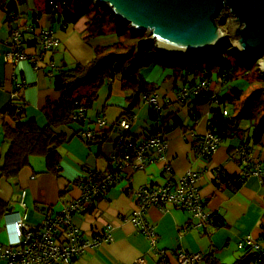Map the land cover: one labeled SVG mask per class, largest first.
<instances>
[{"label":"crops","instance_id":"1","mask_svg":"<svg viewBox=\"0 0 264 264\" xmlns=\"http://www.w3.org/2000/svg\"><path fill=\"white\" fill-rule=\"evenodd\" d=\"M43 1L45 2L26 0V3L19 5V16L11 27L19 28L24 33L22 51L26 58L16 64L8 63L5 58L12 29L0 7V110L13 100V94L17 91L26 103V119L34 120L39 127L46 124L42 113L46 100L59 97L54 86L57 69L87 63L92 59L96 46L116 41L113 34L88 39L86 18L61 28L58 18L43 11L44 5H40ZM48 30L53 31L58 42L47 50H42L40 36ZM181 67L182 64L162 60L141 70L146 81L159 87L155 94L156 101L161 106L160 115L165 119L166 127H169L167 132L161 133L167 141V160L151 161V148L145 156L147 162L143 168L136 169L133 163L124 164L121 178L94 198L88 211L73 216L72 222L83 237L103 234L107 225L111 226V237L76 257L71 264H133L139 256L144 257V264H179L174 254L179 248L188 253H212L221 262L231 264L241 253L239 241L247 236L254 239L260 236V223L264 213V164L261 176L246 178L236 191L215 182L220 175L240 174L242 163L238 156H234V151L242 141L248 138L251 140L253 126L242 128L243 134L240 137L222 141L211 155L198 156L197 139L208 132L210 107L218 106L219 103L213 101L194 106L191 96L178 99L179 91L190 85L184 83ZM213 77L210 89L221 99L229 92V84L218 83ZM188 80L199 83V78L194 76H188ZM125 104L121 82L113 79L101 86L97 99L85 111L82 123L62 128L69 139L59 148V176L44 172L43 157L32 156L29 166L23 168L16 178H0V200L7 205L4 216L0 218V232L4 237L0 241H7L11 236L10 222L15 217L18 209L15 204L20 200L23 190L24 202L28 208L27 223L37 226L46 213H58L63 206L80 195L77 179L102 173L114 165L115 130L118 127L113 129L99 150L97 144L87 143L79 133L91 130L96 135L99 131L110 130L120 118ZM151 108L152 105L146 101L142 103L131 122L130 136L137 138L138 144L146 138L147 132L160 127V123L150 117ZM194 110L198 112L197 116H193ZM99 119L103 120V126L98 124ZM247 145L264 160V153L257 149L259 144L248 142ZM7 149L8 144L0 129V164ZM167 163L175 176L190 169L196 173V186L205 210L211 214L217 213L224 225L217 227L208 223L204 228L196 230L193 226L197 219L184 209L172 204L165 209L150 206L146 210L145 219L156 233V243L152 246L140 227L131 221L133 211L137 208L134 189L146 185H163L169 177V173L165 171ZM9 206L10 211L7 210ZM157 250H165V258L161 259ZM198 264L208 262L203 259Z\"/></svg>","mask_w":264,"mask_h":264},{"label":"trees","instance_id":"2","mask_svg":"<svg viewBox=\"0 0 264 264\" xmlns=\"http://www.w3.org/2000/svg\"><path fill=\"white\" fill-rule=\"evenodd\" d=\"M24 3L26 0H0V7L5 12L10 27L19 16V5ZM43 9L45 13L59 19L61 28L86 18L88 39L113 34L116 36V41L112 44L96 46L92 59L87 63H76L73 66H61L57 69L54 86L59 97L46 100L42 108L46 119L43 127H39L34 120L26 119V103L19 95L0 110V129L8 144L0 164V178H16L23 168L29 166L32 156L43 157L44 172L59 176L61 172L59 148L69 139L62 128L73 123H82V120L74 118L78 110L89 109L97 99L101 86L110 83L113 79L120 80L121 88L125 93L126 104L121 116L114 123L113 128L99 131L86 142L89 144L94 142L99 150L113 129L118 127L115 130L117 132L115 156L120 158L124 153H133L138 139L131 137L129 132L125 135V143L119 144V122L124 117L132 122L142 103L148 97L155 95L159 88L158 85L146 81L141 74L143 68L162 61L155 55V47L144 42V33L132 34L127 26L121 23L119 25L107 9L93 6L89 0H45ZM11 29L17 28L11 27ZM258 61L259 58L245 59L237 55L225 41L219 49L209 54L190 56L180 69L184 83L190 84L187 85L188 87L196 85L194 79L189 82L190 75L199 78V83L204 81L207 84L203 91L190 95L194 106L213 101L219 103L218 106L210 107L208 132L215 134L222 142L240 137L243 134L241 124L243 121H248L253 126L251 140L248 138L239 146L250 150L248 142L261 144L264 140V76L257 72ZM238 74L246 77L244 80L246 86L230 87L232 82L243 80L238 78ZM213 76L215 79L220 78L221 83L229 84V92L221 99L210 89ZM225 109H227L226 115L223 113ZM193 112V116L198 115L196 110ZM150 117L160 123V127L147 132L145 139L168 131L169 127H166L165 119H162L153 106ZM197 141H200V137ZM245 180L246 178L241 174L220 175L215 182L217 185L225 184L236 191ZM77 181L80 183L81 180L77 179ZM6 206V203L0 200V218L4 216ZM211 223L217 227L224 225L217 213L211 214ZM260 227L261 234L255 239L257 247L245 245L239 248L241 253L231 264H264V213ZM203 259L208 264H225L212 253L203 255Z\"/></svg>","mask_w":264,"mask_h":264},{"label":"built area","instance_id":"3","mask_svg":"<svg viewBox=\"0 0 264 264\" xmlns=\"http://www.w3.org/2000/svg\"><path fill=\"white\" fill-rule=\"evenodd\" d=\"M23 37L24 33L19 28L12 30L9 50L5 53L8 63L16 64L26 58V54L22 51ZM40 37L42 50H47L58 42L51 30L42 33ZM218 80L221 81L220 78ZM206 86V82L202 81L193 87H184L179 91L178 99L182 100L190 95L198 94L206 89ZM17 95L16 91L13 97ZM146 102L151 104L158 113H161V106L156 101V95L148 97ZM223 113L226 115L227 109ZM84 114L85 108H80L74 118L83 120ZM98 124L103 126V120L99 119ZM130 129L131 122L125 117L122 118L119 122V144L125 143V135L130 132ZM79 135L86 140H91L95 136L91 130H82ZM220 144L221 141L215 134L206 132L200 137L196 153L200 157H207L214 153ZM151 148L153 149L151 161L167 160V141L161 133L144 139L136 146L133 153H124L120 158L116 157L114 165L107 171L89 174L81 179L79 183L81 193L78 198L67 203L56 214L46 213L37 226L27 223L28 208L24 202L25 192L23 190L20 200L17 205L15 204L19 210L15 211V217L10 222L11 236L7 241H0V263L71 264L76 257L83 255L102 242L108 241L111 237V226L107 225L103 234L86 238L73 224L72 218L76 214L88 211L93 205L94 198L107 191L121 178V168L124 164L133 163L134 168H143L147 162L145 156ZM234 156H238L242 163L240 173L242 177L262 175L264 160L260 154L254 153L246 147L238 146L234 151ZM165 171L169 173V177L163 185H146L134 189L137 208L133 211L131 221L140 227L152 246H155L156 243V233L153 226L145 219L146 210L150 206L165 209L169 204H172L184 209L197 219L193 226L196 230L211 223V213L205 210L204 202L196 186V173L190 169L182 175L175 176L168 163L165 166ZM127 180L129 183V178ZM245 245L256 246L257 244L253 237L247 236L239 241L238 247L241 248ZM157 254L163 259L166 256V251L157 250ZM174 254L179 264H198L203 260L202 253H188L181 248L175 250ZM144 261V257L139 256L133 264H144Z\"/></svg>","mask_w":264,"mask_h":264},{"label":"water","instance_id":"4","mask_svg":"<svg viewBox=\"0 0 264 264\" xmlns=\"http://www.w3.org/2000/svg\"><path fill=\"white\" fill-rule=\"evenodd\" d=\"M104 7L132 34H145L164 61L183 64L205 55L229 38L241 57L260 58L264 76V0H89ZM228 14V34L219 27ZM11 206L8 207L10 211Z\"/></svg>","mask_w":264,"mask_h":264},{"label":"rangeland","instance_id":"5","mask_svg":"<svg viewBox=\"0 0 264 264\" xmlns=\"http://www.w3.org/2000/svg\"><path fill=\"white\" fill-rule=\"evenodd\" d=\"M38 3H39V1H38ZM92 3V2H91ZM93 4V3H92ZM41 6L42 5H44V1L40 4ZM94 6V5H93ZM228 19H229V16H228V14L226 13L225 14V16H224V18H223V21H220L218 24H219V27L223 30V32L224 33H226V34H228V28H227V22H228ZM119 23V22H118ZM119 25H120V23H119ZM125 26H127V25H125ZM92 39V38H91ZM225 41L226 42H228L229 43V45H230V40H229V38H227V37H225ZM230 47H231V49L234 51V48L230 45ZM192 55H195V54H191L190 56H192ZM238 55V54H237ZM197 56V55H196ZM200 56V55H199ZM246 59V58H245ZM262 57H260L259 58V61H262ZM259 61H258V65H257V72H260L261 74H262V69H261V67H260V65H259ZM170 62V61H169ZM171 63H175V62H171ZM175 64H177V63H175ZM179 64V63H178ZM263 75V74H262ZM190 76H192V75H190ZM215 78V77H214ZM238 78L240 79V78H242L243 80L242 81H240V80H237L235 83H234V85H236V86H239V87H241V88H244L245 86H246V82L244 81L245 79H246V77L244 76V77H242V76H240V74H238ZM216 80V82H218V83H221L218 79H215ZM252 81V80H251ZM222 84V83H221ZM231 86V85H230ZM250 87H253V86H250ZM251 125V123L250 122H242V124H241V127L243 128V129H246L247 127H249ZM65 128H67V127H65ZM68 130H70V129H68ZM257 149H259V150H261L262 151V153H264V142L263 143H261V144H259V146L257 147ZM78 198V197H77ZM76 199V198H75ZM0 238H4L3 237V234L0 232ZM0 264H2V263H0Z\"/></svg>","mask_w":264,"mask_h":264}]
</instances>
